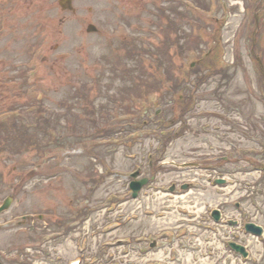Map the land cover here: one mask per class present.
<instances>
[{
	"label": "rangeland",
	"instance_id": "rangeland-1",
	"mask_svg": "<svg viewBox=\"0 0 264 264\" xmlns=\"http://www.w3.org/2000/svg\"><path fill=\"white\" fill-rule=\"evenodd\" d=\"M71 6L0 0V204L12 197L0 213V261L61 264L77 255L78 243L82 259L93 254L108 262L100 226L128 220L112 236L128 235L132 250L124 262L126 245L115 246L113 262L156 264L155 253L138 256L137 247L146 245L136 234L165 224L141 215L155 199H132L129 174L140 170L150 180L156 172L152 185L207 174L174 161L198 162L239 181L225 196L198 189L180 203L202 210L252 195L260 208L247 205L264 224V190L257 195L244 185L264 184L253 169L264 163V0H71ZM90 23L96 32L86 31ZM41 113L49 120L31 128ZM17 120L28 127L16 122L14 131ZM157 160L167 161L158 162L167 175ZM226 210L234 213L228 204ZM248 243L260 249L256 238ZM170 258L238 263L217 248L208 258L197 251ZM250 264H264V248Z\"/></svg>",
	"mask_w": 264,
	"mask_h": 264
},
{
	"label": "flooded vegetation",
	"instance_id": "flooded-vegetation-1",
	"mask_svg": "<svg viewBox=\"0 0 264 264\" xmlns=\"http://www.w3.org/2000/svg\"><path fill=\"white\" fill-rule=\"evenodd\" d=\"M158 171H162L163 175H167L168 173L167 171L162 170V169H159ZM140 175H142V173ZM155 175H156V172L153 173V175H151L150 181H152V178L153 179L155 178ZM176 180L177 179L175 177H172V179L169 181L176 182ZM150 181L149 183H151ZM160 187L161 186L153 185V188L155 189L154 191H152V189H147V190L141 189L139 191L141 198H143L144 196L150 197L153 195L155 199V203L153 204L152 208L149 207V208L143 209L141 215H143L144 218L151 217L153 221L154 219L158 221H162V223H164L165 226H162V228H159L158 230H153V232L147 231L146 233L141 232V233L136 234V236H141L142 238L141 241H139V243L142 242V244L146 245V247H142L141 250H140L141 245L137 247L138 256H141V254H143L144 256V255L155 253L157 255L156 257L157 259L154 261L158 262V264H170L172 263L170 256L173 252H176L178 255L182 253L184 255L185 254L193 255L195 251L200 253V255L205 254V248L207 245V243L205 242V240L207 239L206 233L203 232V233L198 234L196 230H192V231H185L184 233L179 235V233H177L178 230L184 228L183 226L187 227L188 222L182 223L180 221V218L174 212L175 205L173 202L170 201V204H167L164 198L161 199L163 194L161 195V193H157L158 188ZM176 187L177 186L175 184L172 188V191H176ZM146 192H152V193L148 195ZM143 200L145 199L143 198ZM127 223H128V220H124L121 222V224H127ZM150 228H152V226H150ZM96 231H97V228L95 229L94 232ZM164 231H168L169 234H162V232ZM110 232H112V230ZM171 233L173 234L172 236H171ZM157 234H160V235L157 236ZM149 235H153L154 239H152L151 241H148L149 239L147 238V236ZM198 235L201 236L203 240L202 243H199L196 241V236ZM109 236L111 237L110 233H109ZM126 237H128V235H126ZM125 245L126 247L124 249L123 256L125 260L127 261V256L129 255L132 249L129 248V243ZM165 258H167V260ZM173 260H175L174 257H173ZM189 260L190 259H188V261ZM147 262L148 261H145L144 264H147Z\"/></svg>",
	"mask_w": 264,
	"mask_h": 264
},
{
	"label": "water",
	"instance_id": "water-1",
	"mask_svg": "<svg viewBox=\"0 0 264 264\" xmlns=\"http://www.w3.org/2000/svg\"><path fill=\"white\" fill-rule=\"evenodd\" d=\"M58 3L60 4V6L63 8V9H72V6H71V0H59ZM97 28L93 25V24H88L87 26V31H96ZM145 180H141L137 183H135L136 185L134 186L135 188L134 189H138L139 186L144 183ZM217 182H223V180H217ZM133 195H135V192L133 193ZM9 206V200H6L1 206H0V211H2L3 209L7 208ZM214 216L215 218L217 219L218 218V211H214ZM246 229L247 230H251L255 233H261V227L259 226H256L255 224L253 223H247L246 225ZM235 249L237 250H240L242 252H244L243 250V247H241L240 245H235V244H231ZM0 264H2L0 262Z\"/></svg>",
	"mask_w": 264,
	"mask_h": 264
},
{
	"label": "trees",
	"instance_id": "trees-1",
	"mask_svg": "<svg viewBox=\"0 0 264 264\" xmlns=\"http://www.w3.org/2000/svg\"><path fill=\"white\" fill-rule=\"evenodd\" d=\"M160 63H161V62H160ZM161 64H163V63H161ZM208 65H209V63H208ZM48 120H49L48 117H45V118H44V117L35 118V119H34V122H33L34 124H33L32 126H30V127H31V128H33V127H35V126L38 127V125L40 124L41 121H43L44 123H46V121H48ZM16 122H19V123H21V124H24V126L28 127V125H26V122H25V121H23V120L18 121V120H17V121H14V122H13V126H14V127L12 126V128H11V129H13L14 131L16 130V127H17ZM31 128H30V129H31ZM17 130H18V129H17ZM18 132H19V130H18ZM55 142H56V141H55ZM25 143H26L25 140H22L20 144H21V146H23V145H25Z\"/></svg>",
	"mask_w": 264,
	"mask_h": 264
},
{
	"label": "bare ground",
	"instance_id": "bare-ground-1",
	"mask_svg": "<svg viewBox=\"0 0 264 264\" xmlns=\"http://www.w3.org/2000/svg\"><path fill=\"white\" fill-rule=\"evenodd\" d=\"M179 198H184L183 196L179 197Z\"/></svg>",
	"mask_w": 264,
	"mask_h": 264
}]
</instances>
